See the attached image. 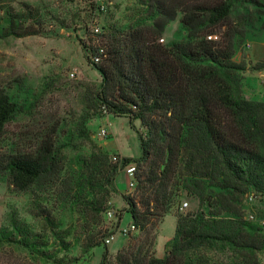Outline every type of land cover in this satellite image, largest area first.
<instances>
[{"label":"rangeland","instance_id":"374dc122","mask_svg":"<svg viewBox=\"0 0 264 264\" xmlns=\"http://www.w3.org/2000/svg\"><path fill=\"white\" fill-rule=\"evenodd\" d=\"M259 2L233 1L229 14L232 27L239 31L234 39L233 62L246 67L238 74L242 97L250 101L264 98V69L254 70L264 64V0ZM158 18L143 0H0V92L15 107L0 136V156L34 152L52 132L60 150L58 173L42 177L24 190L15 188L8 174H0V264H56L55 260L59 264H89L94 248L101 249L103 257L104 246L108 248L105 240L119 232L120 217L123 219L129 208L126 199L140 201L135 177L147 168L146 164L131 162L128 164L136 170L129 182L123 183L124 192L118 190L115 179V193L110 196L107 211L93 218L95 208L90 203L98 195L87 183L96 185L99 179H92L86 170L95 168L90 158H98L96 149L100 148L109 162L116 163L117 158L119 167L125 166L123 159L127 157L119 155L117 149L137 160L141 157L139 137L146 138L148 130L140 120L130 122L129 117L115 116L104 107L97 98L102 77L88 59L99 63L97 50L102 55L112 37L152 26ZM181 19L177 11L164 27L160 44L191 41ZM21 26L33 28L37 34H12ZM218 34L207 39L217 41ZM125 171L122 167L118 174H128ZM66 182L72 183L69 195L64 192ZM239 206L247 222L245 230L253 234L249 227H259L248 218L251 214L264 216V194L251 188ZM169 209L163 218L152 217L142 231L131 229L125 220L123 225L129 232L126 248L131 245L136 252L163 259L176 237L177 216L189 212H204L202 230L209 234L225 226L221 220L232 222L228 225L239 220L230 213L214 216L216 209L201 205L184 190L178 192ZM88 230L106 232L100 246L87 248ZM54 232L68 245L67 249ZM258 233L264 236V231ZM121 240L113 243L114 252ZM206 250L196 251L195 260L216 256L215 251ZM45 251L49 257L38 255ZM254 254L264 264V250ZM116 255L108 248L105 264H117Z\"/></svg>","mask_w":264,"mask_h":264},{"label":"trees","instance_id":"16d2710c","mask_svg":"<svg viewBox=\"0 0 264 264\" xmlns=\"http://www.w3.org/2000/svg\"><path fill=\"white\" fill-rule=\"evenodd\" d=\"M233 1L240 0H143L160 18L152 26L112 37L102 55L97 50L99 63L88 59L102 77L97 98L104 107L115 116L129 117L130 122L140 120L148 130L146 138L139 137L141 157L123 159L125 165L136 162L147 168L135 177L140 201L126 199L129 208L124 212L132 215L135 229L144 230L154 216L165 217L181 190L216 209L214 216L230 213L239 219L235 225L221 220L225 226L209 234L202 230L204 212L178 215L176 237L163 259L136 252L130 245L117 253V264H260L254 253L264 250V236L257 227H249L253 234L245 230L247 222L239 205L251 188L264 194V103L242 97L238 72L246 67L233 62L234 39L239 34L229 17ZM177 11L191 41L160 44L164 27ZM18 29L12 34H37L33 28ZM218 33L217 41L207 39ZM263 69L264 64L254 68ZM14 111L9 97L0 92V136ZM96 150L99 157L90 158L95 168L86 169L92 179H99L96 185L87 183L98 195L90 203L95 208L93 218L107 211L121 170L100 148ZM59 154L52 132L34 152L0 156V174H8L12 185L24 190L58 173ZM64 184L69 195L72 183ZM87 232V248L103 243L106 232ZM53 235L58 237L56 232ZM57 239L68 248L62 238ZM199 249L215 251L216 256L195 260ZM38 255L49 257L46 251ZM107 257L104 246L101 264Z\"/></svg>","mask_w":264,"mask_h":264},{"label":"crops","instance_id":"0c3cea01","mask_svg":"<svg viewBox=\"0 0 264 264\" xmlns=\"http://www.w3.org/2000/svg\"><path fill=\"white\" fill-rule=\"evenodd\" d=\"M245 94V93H244ZM252 99V98H251ZM253 101H256V102H263L264 101V98H254L252 99ZM119 155L123 156V157H127V158H130V156H127L126 154H124L123 151L121 150H118L116 151ZM138 157V156H135V158ZM128 177H127V176ZM129 177H131L130 175L128 174H125V173H122L120 172V174L117 175V178H116V181H115V185L116 187L118 188L119 191H122L124 192L123 188H122V185L123 183H127L129 182ZM126 190V189H125ZM125 220H128V225L130 224L131 227L133 226V219H132V215L130 213H125V215L123 216V219L121 220V223H120V230L118 233H116L115 235L112 236V239L110 240V242L108 243V248H109V251L116 255L119 251L123 250L124 248H126L128 246V243H129V240L128 238V234L129 232H126V227L123 225V222ZM132 229V228H131ZM135 230V229H133ZM122 231H124V233H122ZM126 232V233H125ZM121 238V243H120V246L117 248V250L114 252L113 251V243L117 240ZM97 248H94V257L93 259L89 262V264H91L93 261L95 262V264H101V260H102V251L101 249L98 250L97 252Z\"/></svg>","mask_w":264,"mask_h":264},{"label":"built area","instance_id":"2783aa9c","mask_svg":"<svg viewBox=\"0 0 264 264\" xmlns=\"http://www.w3.org/2000/svg\"><path fill=\"white\" fill-rule=\"evenodd\" d=\"M96 33H99L98 30H95ZM95 62L99 61V58H95L94 59ZM114 161L117 163L118 160L117 158H114ZM125 167V172L128 173L130 176L131 174L133 175V173L135 172L136 168L134 166H132L131 164L125 165V166H120ZM187 204H184V206H186ZM248 221L256 226H258L260 228L261 231H264V216H257L256 214H251L248 218ZM132 229H135L134 226L131 227ZM112 239V237L110 239H106L105 242L108 244L110 242V240Z\"/></svg>","mask_w":264,"mask_h":264}]
</instances>
